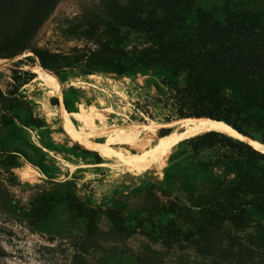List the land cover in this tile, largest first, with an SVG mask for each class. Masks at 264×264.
Segmentation results:
<instances>
[{
	"label": "trees",
	"instance_id": "trees-1",
	"mask_svg": "<svg viewBox=\"0 0 264 264\" xmlns=\"http://www.w3.org/2000/svg\"><path fill=\"white\" fill-rule=\"evenodd\" d=\"M60 2L0 0V59L33 53L19 63H35L37 58L43 69L61 80L62 73L78 66L87 73L105 71L120 77L155 73L161 78L154 83L153 99L163 122L211 118L264 144V1L223 0L209 5L198 0H104L94 21L61 31L66 39L83 43L68 52L36 42ZM23 75V79L13 77L14 89H0V176L15 177L14 169L22 159L30 160L24 147L31 146L29 129L47 126L35 115V103L20 92L37 74L25 71ZM80 101L76 89H64L69 113L78 112ZM51 103L61 105L57 97ZM172 131L161 129L159 137ZM73 148L81 152L80 162L90 164L89 156H94L93 164L104 163L97 151L79 144ZM44 160L36 163L54 180L58 169L45 166ZM168 161L167 184L159 185L179 195L163 209L193 228L184 231L166 224L162 232L169 242H181L183 235L201 254L214 256V264H264V152L240 139L208 132L180 142ZM51 182L55 196L42 195L39 200L47 212L57 202H66L87 222L73 264H93L83 257L102 248L105 236L130 237L136 232L126 225L120 209L95 206L77 196L74 180ZM9 195L6 190V197L0 196L3 207L12 206ZM103 216L111 223L109 232L98 224ZM251 227L259 233L253 238L255 247L222 236L227 229ZM4 232L0 224V236ZM7 256L0 241V258Z\"/></svg>",
	"mask_w": 264,
	"mask_h": 264
},
{
	"label": "rangeland",
	"instance_id": "rangeland-1",
	"mask_svg": "<svg viewBox=\"0 0 264 264\" xmlns=\"http://www.w3.org/2000/svg\"><path fill=\"white\" fill-rule=\"evenodd\" d=\"M242 1L255 3L264 0ZM198 2L212 5L223 0ZM103 4L104 0H61L55 13L40 30L37 45L59 52L83 46L78 40L66 39L61 31L77 23L94 21ZM28 54L31 53L20 55L22 61ZM35 69L48 72L54 81L60 80L63 92L64 89H76L83 103L105 115L103 120H97V126L95 124L93 128L92 123L80 119L79 113H70L75 127L82 134L117 152L142 153L140 147L156 145L161 129L182 130L194 120L162 121L163 115L155 107L153 99L157 92L154 83L161 75L150 72L120 77L105 71L87 73L85 67L78 66L62 73L64 79L61 80L55 73L43 69L37 58L35 63H19L16 59L0 68V89L4 92L14 89L15 75L23 79V72L36 73ZM20 92L35 103V115L47 126L29 129L31 146L24 147L30 160L22 159L21 166L14 169L15 177L0 176V196L6 197L8 190V202L12 205L3 207L0 202V224L6 228L0 241L8 252L7 257L0 258V264H73L77 260L80 237L87 230V222L80 219L66 202H57L49 212L44 203L39 202L42 195L55 196L51 181L67 179L78 184L77 196L95 206L105 208L108 204L120 209L126 225L136 229L130 237L105 236L102 248L85 254L84 259L93 264H214V256L201 254L183 235L179 236L181 242L176 241L178 239L169 242L163 235L162 228L168 223L176 224L184 231L193 229L175 214H166L163 209L178 194H170L159 185L167 184L164 170L169 166V157L162 168L156 165L139 172L124 165L117 157L101 155L95 145L84 147L79 144L99 152L104 159L103 164H93L94 156H89L90 164L80 162L81 152L73 148L78 143L66 131L60 115H54L64 104L63 99L57 97L61 102L57 106L51 103L53 97H49L53 106L45 103L44 99L48 98L45 97V88L35 79ZM117 126L123 128L120 133ZM43 158L45 166L58 169L54 180L49 179L36 163ZM98 224L104 231H110L111 223L106 217L103 216ZM257 232L254 227L247 231L233 228L222 232V236L226 241L237 240L250 248L255 247L253 238L259 234ZM247 253L245 255L250 254Z\"/></svg>",
	"mask_w": 264,
	"mask_h": 264
},
{
	"label": "bare ground",
	"instance_id": "bare-ground-1",
	"mask_svg": "<svg viewBox=\"0 0 264 264\" xmlns=\"http://www.w3.org/2000/svg\"><path fill=\"white\" fill-rule=\"evenodd\" d=\"M1 67L2 66H0V68ZM35 72L37 74L35 81H38L40 85L45 88V97H48L44 99L45 103L52 105L50 103L49 97H59L63 99V88L61 86L60 80L54 81L52 76L42 69H35ZM54 115H60L66 131L78 144L84 147L95 145L97 146L101 155L108 158L117 157L124 165L133 170H138L139 172L156 165L159 168H162L165 164V159L169 157V155L176 149L180 142L208 132H219L243 140L264 152V144L242 135L232 126L226 124L223 121H216L207 118L194 119L192 120L191 125L187 127L183 126L184 129H176L166 136L159 137L155 146L148 148L144 145V147H140L142 153L117 152L108 146H101L96 142L91 141L88 137L82 134L75 127V124L71 119V114L67 111L64 104L58 108L57 113ZM78 116L84 122L88 124L92 123L93 128L95 127V120H103L105 118V115L99 110H96L94 107L87 109L84 106H82V111L78 114ZM117 127L120 133L123 128L121 126ZM148 144L150 145V142H148ZM27 175L28 173L26 172L25 176Z\"/></svg>",
	"mask_w": 264,
	"mask_h": 264
},
{
	"label": "water",
	"instance_id": "water-1",
	"mask_svg": "<svg viewBox=\"0 0 264 264\" xmlns=\"http://www.w3.org/2000/svg\"><path fill=\"white\" fill-rule=\"evenodd\" d=\"M28 55H33V53H31V54H28ZM25 56H27V55H25ZM22 60V58H21V56H17V57H15V58H10V59H0L1 60V63H0V66H8V65H10L12 62H14L15 60ZM39 61V60H38ZM40 63V62H39ZM61 103V102H60ZM211 119V118H210ZM224 122V121H223ZM226 123V122H225ZM226 124H228V123H226ZM229 125V124H228ZM231 126V125H230ZM236 130V129H235Z\"/></svg>",
	"mask_w": 264,
	"mask_h": 264
},
{
	"label": "crops",
	"instance_id": "crops-1",
	"mask_svg": "<svg viewBox=\"0 0 264 264\" xmlns=\"http://www.w3.org/2000/svg\"><path fill=\"white\" fill-rule=\"evenodd\" d=\"M77 106H78V112H75V113H80L81 111H82V106H84L85 108H87V109H89L91 106H88L87 104H85V103H83L82 101H80L78 104H77ZM74 114V113H73ZM74 117V116H73ZM79 123H82L83 124V122L82 121H80L79 119H77L76 117H74ZM98 122H99V120H98ZM95 124H96V126H97V120H95ZM87 128V127H86Z\"/></svg>",
	"mask_w": 264,
	"mask_h": 264
}]
</instances>
